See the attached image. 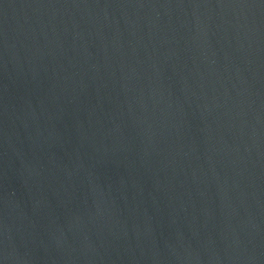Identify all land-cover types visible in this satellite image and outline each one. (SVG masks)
Wrapping results in <instances>:
<instances>
[{"label":"water","instance_id":"obj_1","mask_svg":"<svg viewBox=\"0 0 264 264\" xmlns=\"http://www.w3.org/2000/svg\"><path fill=\"white\" fill-rule=\"evenodd\" d=\"M0 264H264V0H0Z\"/></svg>","mask_w":264,"mask_h":264}]
</instances>
